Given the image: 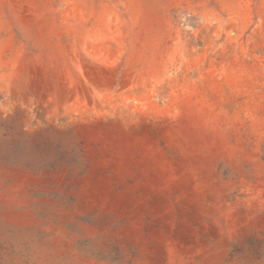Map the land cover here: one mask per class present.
Returning <instances> with one entry per match:
<instances>
[{
	"label": "rangeland",
	"instance_id": "obj_1",
	"mask_svg": "<svg viewBox=\"0 0 264 264\" xmlns=\"http://www.w3.org/2000/svg\"><path fill=\"white\" fill-rule=\"evenodd\" d=\"M0 264H264V0H0Z\"/></svg>",
	"mask_w": 264,
	"mask_h": 264
}]
</instances>
